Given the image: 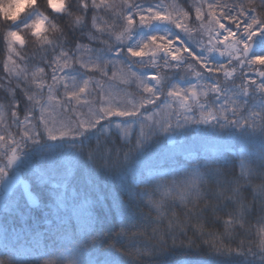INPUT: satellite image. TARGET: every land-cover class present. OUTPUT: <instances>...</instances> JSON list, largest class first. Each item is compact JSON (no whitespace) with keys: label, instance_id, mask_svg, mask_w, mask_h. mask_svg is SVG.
<instances>
[{"label":"snow or ice","instance_id":"obj_1","mask_svg":"<svg viewBox=\"0 0 264 264\" xmlns=\"http://www.w3.org/2000/svg\"><path fill=\"white\" fill-rule=\"evenodd\" d=\"M35 3L0 2V16L10 22V61L19 56L14 46L25 43L21 25L53 52L31 79L17 74L22 94L17 99L13 93L6 116L0 111V257L7 258L0 264H41L43 250L54 244L73 245L78 264H136L133 255L167 256L175 250L168 249V239L175 246L189 230L220 257L245 255L243 239L233 248L223 238L250 231L254 213L264 225V0H193L187 10L173 11L122 0L114 20H101L112 9L108 0H76L75 9L70 2L46 0L69 18L73 32L78 27L83 36L88 29V45L71 41L55 23L51 28L61 33L56 42L42 34L47 16L35 9L20 15ZM134 34L141 39L133 42ZM96 40L104 47H91ZM217 53L226 62L215 60ZM4 68L11 71L7 63ZM181 69L186 87L168 75ZM117 71L125 73L120 84L136 85L134 98L115 85L105 90ZM89 73L104 81L90 88ZM257 134L258 152L246 150L247 138ZM253 161L255 170L249 168ZM245 193L252 194V203ZM143 207L157 215L142 216ZM222 213L224 232L217 234L209 225ZM149 225L158 247L134 253L124 247L126 237L143 235ZM257 235L264 264V227Z\"/></svg>","mask_w":264,"mask_h":264},{"label":"trees","instance_id":"obj_2","mask_svg":"<svg viewBox=\"0 0 264 264\" xmlns=\"http://www.w3.org/2000/svg\"><path fill=\"white\" fill-rule=\"evenodd\" d=\"M0 2H6V0H0ZM72 3L73 8L75 9L76 0H63V3ZM109 4L112 5V9L109 10V13L105 15L104 13H101V20H106L111 17L113 20L115 19V13H119L120 11V5L122 4V0H108ZM134 2H138L141 4H144L147 6L148 4H160L168 11H173L175 7L183 8L187 10L192 4L193 0H134ZM226 2L231 3L232 0H226ZM38 11L39 13H42L44 16H47L48 19L44 25L42 34L46 35L50 40H53L56 42V37L60 36V31H54L51 28V24L55 23L57 25V28H64L67 36L71 39V41L75 43H83L85 45H88L90 42L87 39V33L88 29H84L85 35H81V30L77 27L76 31L73 32L70 28L67 27L69 24V18L64 15V13H55L51 8L47 7L46 0H36V3L32 6V8H28L25 6L23 12H21V16H25L33 10ZM193 12V17H194ZM62 17V18H61ZM33 19H35V16H33ZM8 23L3 20V17L0 16V105L3 106V108H0V111H3L5 113V116L7 115L6 108H7V102L11 99L13 93H17V99L20 98L21 88H23V84H21L20 88H17V79L16 76L19 73L26 72L29 79H31L32 72L35 71V68L37 66H44V60L45 59H51L53 58V52L52 48L50 46H47L40 41L37 40L36 37H33L31 35V31L24 29L23 25H21L20 28V35L24 39L25 43L24 45L16 44L15 50L17 53H19V56H12V60H9V51H8V42L5 39L7 35ZM102 26V25H98ZM91 27V14H89V28ZM164 26H161V29ZM121 29H118V31ZM94 31V30H93ZM145 31H148L145 29ZM175 31H179V29H175ZM97 35H99L97 33ZM183 35V33H181ZM142 34L140 35H133V42L138 41L141 39ZM103 39H107V35L105 34ZM205 43L207 42V34L203 37ZM67 47H71V45L66 44ZM93 48H103L104 46L99 43L98 40L92 41L90 44ZM199 49H197L198 51ZM59 52V49H57V53ZM81 57L87 58L88 53L86 51H81L79 53ZM24 57L23 60H21L19 57ZM224 60V59H223ZM223 60H219L220 62L224 63ZM13 61L15 62V66L13 65ZM226 62V61H225ZM5 63L8 64V68L11 70L6 71L4 68ZM76 67H79L76 65ZM120 66L118 65L117 68ZM139 67V66H137ZM67 71V70H66ZM83 71V70H81ZM253 72L251 70H248V73ZM152 73L149 72V75ZM63 75V73H61ZM89 75L92 76L93 84L90 85V88L94 87V82L97 80L104 81V78L100 76L99 73H89ZM168 75L171 78L172 83L176 81H182L184 82L185 77V70H168ZM109 76H111V71L109 72ZM125 76V73H121L117 71V77L118 79L116 81H107L104 82V88L107 90L109 87H112L113 85L118 86V88H125L128 92L133 94L134 98L136 95V85H124L119 83V79L123 78ZM84 78H88L85 76ZM78 80H80V77H77ZM188 79L194 80V77H188ZM38 82V81H37ZM48 83H51L50 80H48ZM33 88H35V85H32ZM47 89L45 88V92ZM63 94V87L60 86L59 91L57 93L58 96H62ZM92 95H95V92L92 93ZM83 99V98H82ZM88 99H91V97H88ZM261 146V138L257 134L254 137L247 138V148L246 150L252 151V152H258L259 148ZM239 149H237L238 151ZM230 159L233 160V162L236 163V169L235 171L237 174L239 173L240 169L238 166V159L236 157H230ZM258 166V161H253L249 163V168L255 170ZM180 177L177 176L175 179H179ZM169 181L174 179L173 177H168ZM255 184H260V181L257 179L254 181ZM247 200L249 203L253 202L252 194L251 193H245ZM138 213L142 216H151L155 217L157 213L153 210L150 212V210L147 207H143L138 209ZM258 213H254L253 217L250 218V225L251 229L250 231H243V234L240 235L239 232L235 234L234 238L230 239L228 237H224V243H231V246L235 248L241 239L245 241L243 246V251L245 255L242 256H231V257H220L217 254H215L210 246L208 244H204L202 242V239H196V237L193 236V232L191 230L188 231L187 237L183 235L177 236L176 245L173 246L172 240L168 239L167 247L169 250L173 249L174 251H170L167 256L160 255L159 253L153 254L151 256L143 255V256H135L131 257L135 260L136 264H178V262H185L187 264L188 261L200 259V260H210L213 262V264H216L217 261L221 259H228L234 262V264H238L239 261L248 260L253 261L255 264H259L260 259V252L261 249L259 247V240L260 237L257 235V230L261 227H264V225L257 222L256 216ZM222 219L218 221L214 225H209V228L211 231L219 234L224 232V226H223V219L227 218L221 214ZM167 224V220H164L163 225H161V229H163V226ZM245 228H248V225H245ZM133 231H136V229H133ZM143 232V235H139L136 237H126L123 240L124 247L128 250L135 252V249L139 248L142 251L145 249H150L153 247H158V240L154 238L152 233V226L149 225L146 229H141ZM199 235V234H197ZM188 238H192L196 241L195 244L189 245ZM208 237L205 236L204 239H207ZM183 241V243H181ZM120 245H117L119 247ZM249 249H251V252H249ZM3 259H7L6 257H0ZM41 264H78V261L80 257L76 254L74 251L73 245L71 244H54V245H48L44 250L41 256L39 257Z\"/></svg>","mask_w":264,"mask_h":264},{"label":"rangeland","instance_id":"obj_3","mask_svg":"<svg viewBox=\"0 0 264 264\" xmlns=\"http://www.w3.org/2000/svg\"><path fill=\"white\" fill-rule=\"evenodd\" d=\"M56 2L59 4V3H61V0H56ZM23 10H24V9H23ZM23 10H22V12H23ZM55 13H57V12H55ZM45 23H46V20L42 23V26H41V28L39 29L40 32L43 31L42 28H44ZM19 45H20V44H19ZM214 58H215V60H218V61H219V60H223V59H224V60H223L224 62L226 61V58H224V57H221V58H220V56H219L218 53L215 54V57H214ZM221 78H222V77H221ZM193 81H194V80H193ZM174 83H180L181 87H186V86H187V85H186L184 82H182V81H180V82H179V81H176V82H174ZM109 88H110V87H109ZM109 88H108V89H109ZM108 89H107V90H108Z\"/></svg>","mask_w":264,"mask_h":264},{"label":"flooded vegetation","instance_id":"obj_4","mask_svg":"<svg viewBox=\"0 0 264 264\" xmlns=\"http://www.w3.org/2000/svg\"><path fill=\"white\" fill-rule=\"evenodd\" d=\"M257 67H259V66H257ZM248 70H251V69H248ZM247 70V71H248ZM252 71V70H251ZM249 75L251 76V78H253V79H255L256 77H255V75H254V73L253 74H251V72H249Z\"/></svg>","mask_w":264,"mask_h":264},{"label":"clouds","instance_id":"obj_5","mask_svg":"<svg viewBox=\"0 0 264 264\" xmlns=\"http://www.w3.org/2000/svg\"><path fill=\"white\" fill-rule=\"evenodd\" d=\"M5 11H9V9L7 8V7H5V9H4Z\"/></svg>","mask_w":264,"mask_h":264}]
</instances>
